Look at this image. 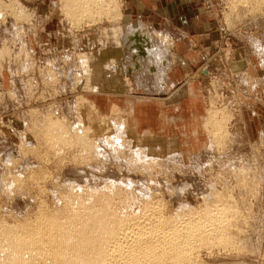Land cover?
<instances>
[{
  "label": "rangeland",
  "instance_id": "374dc122",
  "mask_svg": "<svg viewBox=\"0 0 264 264\" xmlns=\"http://www.w3.org/2000/svg\"><path fill=\"white\" fill-rule=\"evenodd\" d=\"M73 1L0 0V226L22 230L20 226L31 221L35 226L49 217L75 232L93 210L125 227L140 223L141 228L124 227L126 249L141 234L170 242L196 219L202 223L198 236L212 234L213 227L219 232L205 239L180 236L166 255L148 263L264 264V92L258 86L247 96L241 73L247 64L242 63L241 71L233 68L234 58L242 54L258 66L256 75L264 77V57L259 59L264 55V0H198L220 40L208 55L201 53L187 78L176 74L173 87H166L169 36L142 32L128 41L134 31L129 32L124 57L133 77V97L124 109L113 106L108 116L86 97L122 96L115 80L104 82L110 91L96 93L106 87L101 78L114 79L122 65L115 43L120 31L110 29L120 17L121 0L113 4L116 9L110 0L93 8L90 4L87 16L84 7L69 9ZM108 38L107 52L90 60L84 55L88 40L101 47ZM131 75L119 69L120 79L131 82ZM188 82L191 98L181 102L186 90L180 87ZM168 92L175 97L174 111L167 112L173 122L165 116L153 121L154 108L144 106L165 105L161 99ZM193 109L205 138L200 151L186 156L165 142L174 148L152 153L163 147L158 137L175 145L183 132L193 131ZM57 131L63 135L52 134ZM142 140H153L155 149L143 147ZM207 212L213 214L211 220L203 219ZM212 220L216 226L210 225ZM62 259L37 263L62 264Z\"/></svg>",
  "mask_w": 264,
  "mask_h": 264
},
{
  "label": "crops",
  "instance_id": "0c3cea01",
  "mask_svg": "<svg viewBox=\"0 0 264 264\" xmlns=\"http://www.w3.org/2000/svg\"><path fill=\"white\" fill-rule=\"evenodd\" d=\"M213 26L214 25H211L210 21L206 19V16L204 14V9L200 5L198 0H121L120 17L118 18V22L115 25H113L112 28L110 29L113 30L115 27L120 31V33L118 34L120 35V37L118 36V38H116L115 43H116V48L118 49V51H120V55L117 61H119L121 58L120 61L122 65L120 66L119 64L117 66V72H115L116 77H114V79H113V75H111V77L107 76L104 79L101 78V80H103L101 85L106 84V87L102 88L100 92H96V93H101V92L103 93L104 91H106L105 88H107V90L110 91L111 88L107 86L108 83H104V82L115 80L117 81L116 84L117 91H120V94L122 96L116 95L115 98L104 96L101 97V99H99L98 96H90V97L87 96L86 98H89L91 100L93 99L96 100L98 102V106L100 107L102 114L106 116L110 114V110L112 109L113 106H117L120 109H124L127 106L128 98L133 95L134 84H133V77L129 71L130 69L129 68H126L127 70L125 69L127 62V60H125V57L128 58V56L125 55L124 57L125 54L124 43L126 42L124 37L128 35L129 32L131 33L132 30L139 29L141 32H144L145 36L151 35L154 31H158L163 35L169 36L171 45L168 47L169 51L167 50L168 52L166 54V59L168 63V67L166 69V72L168 71L166 87H173L174 84L177 83L178 81L177 79H179L175 77L176 74H183V76L187 78L188 77L187 73L190 70H193L195 68V64L199 62L201 53L208 55L210 50L214 49L216 45H218L220 40L219 32ZM261 27H262L261 32L264 34V22L261 25ZM110 40L111 39H109L106 42V45L104 44L101 45V47L98 45H94L95 41H92L91 39L88 40L86 46L87 50H85L84 55H86L87 58H89V60L92 59V55H96V57L101 56L103 52L108 51V42ZM182 46L183 49H180ZM261 46L264 47V44H262ZM114 49L112 47V52H114ZM89 50L91 52H96V53L91 54ZM260 56L261 55H259V59L262 60L264 55L262 57ZM239 57L240 59L238 60L236 59V57L234 58V61L236 62L233 68L236 71H241L243 67L242 63L245 62L247 64L246 70L241 72L242 75H245L244 85H246L247 96H252L251 93L252 90L253 89L255 90V88L258 86L261 87L264 92V85H263L264 77L259 78L256 75V72L259 71L258 66L256 64L253 65L251 60H249V58L246 60L242 59V54ZM168 58H170L171 60H169ZM102 59L99 58V63L103 65L104 59L103 60ZM239 60H242V62H238ZM117 61L115 62L117 63ZM115 62L113 61L112 63ZM116 63L113 65V67H110L114 69L113 71H115L116 69L115 67L117 65ZM121 68L123 69L124 76L125 73L131 75L132 77L131 82L127 81L126 78L124 79L121 78L122 80L119 78V69ZM201 69H202L201 77L203 78V76L205 75L203 74V68ZM254 70H255L254 75H249V73L254 72ZM199 71L200 69H198L195 72L199 73ZM189 84L192 83L188 82L187 85L180 87V89L183 88V90L184 89L186 90L185 96H181V95L179 96V98L181 97L180 98L181 102L185 101L186 98L188 99L191 98L189 97L190 94H188V88H190ZM191 87L195 89L194 86L191 85ZM112 89H114V87ZM180 89H178L177 91H179ZM138 90L140 89L138 88ZM183 90H181L180 93H182ZM166 91H168V89ZM165 95L167 96L161 100L164 101V104L167 107H165V105H162L158 102H155V104L153 105H151L148 102L147 105L144 106V107L152 106L154 108L155 113L153 115V119H152L153 121H155L156 119L157 121H159V119L160 121H162L163 116H165V121L166 119H168L170 122H173L174 116H171V118L169 119L168 117L169 115H167V112L169 113L170 112L169 110L174 111L173 107L171 108L172 106L171 104H172V100H174L175 97L170 96V92H168ZM201 97L203 100V96ZM152 100H155V98H153ZM168 100H170V102ZM158 104H160L161 109L157 108ZM157 112L159 113L160 118H158L159 115L157 114ZM175 113H177V111ZM190 113H194L193 117L195 115L194 119L196 120L198 112L195 109H193V112ZM121 114L125 115L124 112H121ZM165 126L168 129L166 123ZM193 126H194L193 131L187 130V132H183V136L178 138L180 140L178 143L176 142L175 145L173 141L169 142L166 136L158 137L162 141L163 147H159L160 149L159 152H152V153L161 154L166 150L170 151L171 149L169 148L173 149L174 148L173 146L177 147L174 148L173 150H178L183 155L186 156L200 151V149L204 146L203 141L205 140L204 133L201 128V117L199 118V120L193 122ZM140 135L141 134L136 135V138L140 137ZM142 141H140V144L143 145V147L149 146L148 148L151 147L155 149V142L153 140L148 142L146 141L142 142ZM165 142H167L168 145H171L172 143L173 146L165 147Z\"/></svg>",
  "mask_w": 264,
  "mask_h": 264
},
{
  "label": "bare ground",
  "instance_id": "6f19581e",
  "mask_svg": "<svg viewBox=\"0 0 264 264\" xmlns=\"http://www.w3.org/2000/svg\"><path fill=\"white\" fill-rule=\"evenodd\" d=\"M104 2H106V0H77L71 6H69V9L75 10L77 8V10H78L79 7H82L81 8L82 11L86 9V11H83V12H87V9L91 5L92 6L90 8H93L94 6L102 4ZM109 2L111 3V6H113L115 9L118 7L117 4L113 5V4H115V2L117 3V0H110ZM81 9L78 12H80ZM83 12H82V14H83ZM88 12H87V14L85 13L86 16L88 15ZM133 31H134V33L129 34V38H127L128 41L131 38H135L138 34L139 35L142 34V32L139 29H137V30L134 29ZM148 47H149V45H148ZM127 48H129V47H127ZM134 48H135V46H134ZM131 49H132V47H131ZM137 51H134V52L136 53ZM142 56H145V55H142ZM134 59H135V57H133L132 60H134ZM136 59L134 61H136ZM52 129H54V127ZM48 133H49V131H48ZM52 134L56 135V136H62L63 135V133H59L58 131H57V133L55 132ZM51 142H56V141L52 140ZM55 145H56V143H55ZM207 213H210V212H207ZM207 213H206V215L203 214L204 215L203 219L204 218H207V219L210 218V220H211V217L213 216V214L211 216V213L210 214H207ZM74 215H76V217H74V221H75V218L76 219H78V218H77V214H74ZM86 215L87 216H86L85 220L80 221V223H79V225H81L80 229L78 228L79 230L75 231V232L74 231L72 232L71 228H70L71 231L68 228H65V226H63V224H61L60 221H58L56 219L53 221L52 220L49 221V219H50L49 217H48V219L46 218L47 220L45 219L44 221H43V219H41L40 224H38V225L35 224L36 227L33 226L34 222L33 223H32V221L29 222V223L33 224V225L30 224L31 226L34 227L33 229H29V228H31L29 223L24 225V226H20V228H22V230L15 229L16 226H13L15 228H12V226H10V227L8 226L9 227V229H8L7 225L1 224V226H0V264H36L39 260L44 261L45 259H49L50 260L49 263L51 261H53V262L55 261L54 263H57L56 261H58L64 257H65V259L63 261L64 263H62V264H122V263H125V260L127 261L125 264H149L148 262H151V261L156 262V261L160 260L164 255H166V252L168 253V250H167L168 247L173 246L174 240L175 241H176V239L178 240L180 236H184L186 234V237L184 236V238H186V239L189 237L193 238L191 236H194V239L197 237L198 238L200 237V239H203V238L205 239L208 236H210V235L212 236V234L219 232V231H217V229H215V227H213L214 229H212L210 231L212 234L198 236L197 231L201 230L198 228V226H200L202 223H201V221L200 222L195 221L196 220L195 219V220L187 223L190 228H186L185 230H183L184 233L181 234L179 232H176L177 234H174L175 235V237H173L174 239L172 240L170 238V240H169L170 242H167L168 240L167 241L165 240L166 242L164 243V241H163L164 238L162 241H161V239L159 241L158 240L159 238L157 240H155L153 237L148 236L149 233L146 235H143L139 232L141 235H138L136 238L134 237V240L132 241L133 243H131L129 245V247H127L126 249H123L122 248V246H123L122 242L124 240L123 238H126V234H127L126 231H128V230L124 229L125 226L123 225V223L121 221H120L121 222L120 223V222H117L118 220L113 219L115 221L112 222V219L109 220L108 217H106L107 216L106 214L95 213L93 210H90L89 214H86ZM110 215H112V214H109V216ZM113 215H115V214H113ZM78 217H79V215H78ZM77 221H75V222L78 223ZM38 222L39 221L37 220V223ZM210 222L209 223L212 226L217 225V224H215V222H213V220ZM159 224H161L165 227H169L168 225H170L169 222L165 223V220H164V222L162 221V223H159ZM159 224H157L158 227H159ZM131 225L134 227H136V226L140 227V223H139V225L138 224L136 225V223H135L136 226L133 223ZM154 225H153V227H154ZM203 225H205V224H203ZM127 226H129V224L126 225V227ZM132 226H129V227H132ZM170 226H172V229H175V227H173V224ZM5 227H7V229H5ZM129 227H128V229H129ZM156 227L157 226L155 225L154 229ZM196 228H198V229H196ZM142 229H144V228H142ZM147 229H149V228H147ZM150 229H151V227H150ZM147 231H149V230H147ZM147 231H145V232H147ZM121 236L123 237L122 238L123 240H121ZM47 237H48V239H45ZM156 238H157V236H156ZM208 239H210V237ZM200 241L202 242V240H200ZM177 242L178 241H176L174 243H177ZM167 243H169V244L167 245ZM160 244H162V245H160ZM174 247H176V246H174ZM181 248H183V247H181ZM123 250H126V251L124 252ZM178 250L179 249H177V252H178ZM181 255L179 257L177 255V257L180 258ZM121 259H123V260L121 261Z\"/></svg>",
  "mask_w": 264,
  "mask_h": 264
}]
</instances>
